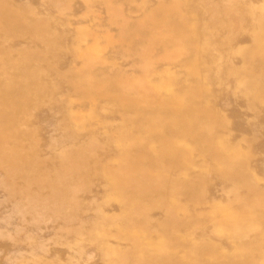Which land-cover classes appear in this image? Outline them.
Returning a JSON list of instances; mask_svg holds the SVG:
<instances>
[{"label": "rangeland", "instance_id": "rangeland-1", "mask_svg": "<svg viewBox=\"0 0 264 264\" xmlns=\"http://www.w3.org/2000/svg\"><path fill=\"white\" fill-rule=\"evenodd\" d=\"M0 264H264V0H0Z\"/></svg>", "mask_w": 264, "mask_h": 264}]
</instances>
